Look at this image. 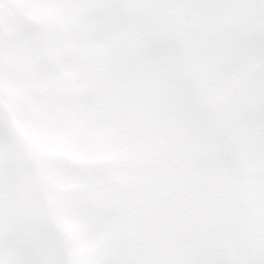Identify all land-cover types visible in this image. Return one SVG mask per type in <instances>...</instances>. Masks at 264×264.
Listing matches in <instances>:
<instances>
[{"label": "snow or ice", "instance_id": "1", "mask_svg": "<svg viewBox=\"0 0 264 264\" xmlns=\"http://www.w3.org/2000/svg\"><path fill=\"white\" fill-rule=\"evenodd\" d=\"M0 264H264V0H0Z\"/></svg>", "mask_w": 264, "mask_h": 264}]
</instances>
